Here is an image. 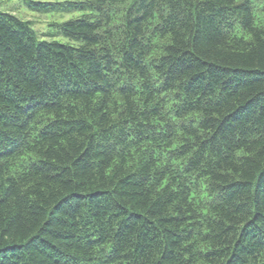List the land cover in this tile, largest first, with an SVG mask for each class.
<instances>
[{"label":"trees","instance_id":"16d2710c","mask_svg":"<svg viewBox=\"0 0 264 264\" xmlns=\"http://www.w3.org/2000/svg\"><path fill=\"white\" fill-rule=\"evenodd\" d=\"M80 4L0 11V264H264V0Z\"/></svg>","mask_w":264,"mask_h":264},{"label":"rangeland","instance_id":"374dc122","mask_svg":"<svg viewBox=\"0 0 264 264\" xmlns=\"http://www.w3.org/2000/svg\"><path fill=\"white\" fill-rule=\"evenodd\" d=\"M85 0H0V11L16 16L17 18L31 23L38 41L57 42L63 45L77 47L78 43L69 40L57 33V26L81 18L86 14H94L89 10L70 9L68 11L42 12L31 10L29 2L50 3V4H70L81 3Z\"/></svg>","mask_w":264,"mask_h":264}]
</instances>
